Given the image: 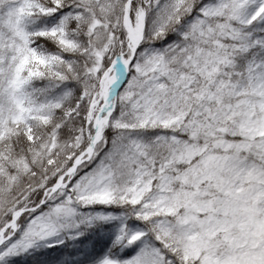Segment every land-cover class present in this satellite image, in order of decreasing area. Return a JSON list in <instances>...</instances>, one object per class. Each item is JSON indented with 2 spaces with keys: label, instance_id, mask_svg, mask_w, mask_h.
<instances>
[{
  "label": "snow or ice",
  "instance_id": "6c2138e0",
  "mask_svg": "<svg viewBox=\"0 0 264 264\" xmlns=\"http://www.w3.org/2000/svg\"><path fill=\"white\" fill-rule=\"evenodd\" d=\"M0 264H264V0H0Z\"/></svg>",
  "mask_w": 264,
  "mask_h": 264
}]
</instances>
